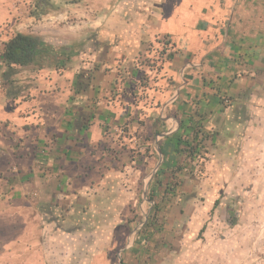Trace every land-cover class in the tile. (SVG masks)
Instances as JSON below:
<instances>
[{"label": "crops", "instance_id": "0c3cea01", "mask_svg": "<svg viewBox=\"0 0 264 264\" xmlns=\"http://www.w3.org/2000/svg\"><path fill=\"white\" fill-rule=\"evenodd\" d=\"M90 2L101 0L75 5L94 14L72 35L66 6L41 21L28 14L49 29L42 36L21 31L23 18L12 20L8 0H0V173H30L25 181L0 182V223L10 231L0 264H227L228 246L229 264L239 263L248 257L243 237L253 231L232 224L221 189L233 187L222 176L240 175L235 190L251 191L247 202L238 200L241 220L242 207L260 205L264 191V0H108L103 12ZM117 17L121 23H114ZM106 27L121 29L122 38H104ZM9 28L65 45L95 31L91 54L72 57L79 63L80 101L71 109L56 102L59 72L53 68L32 71L30 102L7 96L10 76L1 54ZM56 32L64 35L56 38ZM164 40L170 44L163 46ZM120 86L129 98L119 107ZM120 122L137 131L123 139L148 150L152 168L144 185L155 192L158 224L140 238L129 228L118 232L125 219L119 209L130 199L113 192L129 190L146 169L129 157L119 168L99 162L118 144ZM86 172L103 175L82 185Z\"/></svg>", "mask_w": 264, "mask_h": 264}, {"label": "rangeland", "instance_id": "374dc122", "mask_svg": "<svg viewBox=\"0 0 264 264\" xmlns=\"http://www.w3.org/2000/svg\"><path fill=\"white\" fill-rule=\"evenodd\" d=\"M48 1H49L48 5H45L37 9L35 8L36 0H8V8L14 11L13 12L14 14L12 13L10 18L12 20L23 18V23L25 25L23 26V28L20 29L21 31L29 32V33H37V34H41L42 36H44L46 35L44 34L46 33L45 31L49 29H46L38 22H34L33 20L28 19L27 15L32 11H35L36 13H42L43 11L50 12V10L52 11L53 9L58 11L61 8L64 9V7L66 6L65 10L69 16L67 18V22L69 24L68 26L71 27V29L74 28V30H71V29L68 30L69 31L68 35H72L73 33L77 34L80 29L77 27L78 26L77 24L83 21L87 22L88 19L86 18V16H88L89 20H91L90 16H93L94 14V13L92 14L88 12H85V13L79 12V8L77 9L75 5L80 0H48ZM107 1L108 0H101V2H98L97 4H95L94 2H90V3L91 5L94 4L98 6L99 10L97 11H100L101 9V12H103V11H106ZM118 11H120L119 7H118ZM120 15L124 16L123 13L122 14L119 13L118 17ZM41 16L42 15H40L38 18H35V19L41 21ZM99 16L102 17L103 13H101V15ZM118 17L116 18V21L114 23H121V19H119ZM63 23L64 22H62L61 25H63ZM101 23L103 25L107 24V20L106 19L101 20ZM7 25L9 27L10 23H7ZM4 32H6L7 37H9L12 32L14 33L17 31L13 28L11 29L9 28L7 31L5 30ZM4 32L2 31L1 35H4L3 34ZM57 33H59V35H64V33L62 32H56V33H53L52 35H54L56 38L60 37ZM122 33L123 31L121 29L107 30V27H106L103 36L105 35L104 38L105 37H115V38H118L119 40L122 38ZM81 37H82V40L72 41L68 45H65L64 43L62 44V42L60 43L53 42V44L51 45L53 47H57L60 49L63 47L65 51L68 49L69 46H72L73 49H71V51H74L75 53H78L80 51H86V53L90 55L93 50V45L95 43L96 33L91 28H89V31L84 33ZM0 48H1V45H0ZM73 59L74 58L70 59L69 61H65V65L62 68L57 69L59 74L58 76L54 77L55 80L50 78V75H47L48 72H45L44 74L50 80L57 81L55 83L54 92L57 91L56 97H58V101L54 99L53 101L65 103L68 109H71L70 107H72L73 103L80 101L78 100L75 94V87L77 85L76 83L78 80V78L76 77L75 71L77 72L79 70V63L77 64L75 60ZM89 64H91V62ZM44 69L47 70V68H44ZM88 69H91V66H89ZM64 70H66L65 72L66 74L64 75V77H61L63 75ZM32 71H37V68L30 67V68L24 69V68L16 67L11 71L6 70V74H8V76L10 77H8L7 86L4 90L6 91V94L9 98H12V99L15 98L16 101H18L19 98H20V101H26V102L31 101V97H30V94L28 93V89L31 87L32 81L34 79L35 80L37 79L36 76L32 77ZM120 80L122 82L121 84H123V81H125L123 76L120 78ZM30 81L31 83H29ZM142 82H143V79L141 77V79L139 78V80H137V86H140L139 84H142ZM124 89L125 87L123 88V86H120L119 92H118L119 96L115 97L118 100L119 107L120 105L123 106L124 102L128 103V100H125L124 98L126 96L128 99L129 95L127 96L126 93L123 95ZM43 92L45 94H49L48 90H44ZM142 95H143L142 93H138L137 97L141 98ZM59 96L61 97L59 98ZM52 97L53 95L51 96V98ZM51 98L49 99V101L51 100ZM27 107L26 109H29ZM116 113L120 117L125 116L124 115L125 111L122 109L116 110ZM249 113L250 111L248 112V114ZM90 115H91L90 111L84 112V114L82 115L84 123H89V121L91 120ZM84 128L85 130H87L88 126H85ZM136 133L137 131L131 130L129 128V125L124 124V122H120V124H117L115 126V134H119V136H117V139H116L117 140L116 142L118 144H116V147L108 146L107 144L108 146L107 152H110L111 154L108 155L107 159L102 160L101 158L99 160L101 165H107V162L110 161V166H113L114 168H119L122 164H125L127 157H129L131 162L134 161L133 163H135L134 165L135 168H138L140 164L141 167H144L146 169L145 173L141 172L142 174H140V181L136 182L135 184L134 183L131 184V188L129 190H114L115 192H113V196H115L116 198L123 197L126 199L129 196V199H130L129 204H126L124 208L121 206V209H119L120 216L122 215V213L125 216V219L122 221V224H121L122 226L117 229L118 232L120 233L126 232L127 228L131 229V231L134 230L135 233L140 231L142 228V224L148 218L149 212H151L150 209H152L151 208L152 203L150 200H148V197L150 196L149 194L150 187L149 185H146V186L144 185V182H145L144 178L146 177L148 181L150 180V177H151L150 170L152 169L151 166L149 165V161L148 162L146 161L147 160L146 158L148 157V150L143 151V153L140 152L138 148V142H136V140L134 142H131V144L130 143L127 144L126 141H124L125 138L132 137L133 134L136 135ZM51 144L52 143H50V146L52 147ZM53 144L55 143L53 142ZM5 145L6 144H4V146ZM41 146H46V144L45 143L40 144V147ZM147 147L149 146L147 145ZM43 151L44 150H41V152ZM124 151L125 153H123ZM128 152L130 153V156L126 155L128 154ZM144 154H145V157L142 158L141 156ZM90 160L91 158H88V159L86 158L84 161L82 160V165L84 164V162L86 161L89 162ZM261 160L263 161V159ZM88 173L87 172L84 173L85 178L78 177V178H81L80 184L87 185L89 182H97L99 179L98 176L101 177L103 175L99 173V175L97 176L96 174H90V173L88 174ZM15 174L16 173H13L10 171L8 172L3 171L2 173H0V182H11L15 180L18 181L22 177H23V180L25 181L27 180V177L30 176L29 175L30 173H27L26 175L22 174L21 176L19 172L16 175ZM130 175L131 177L133 176V171L132 173H130ZM222 177L225 179V181H228V182H225L226 185L231 184L233 187V188L230 187V189L228 190H226V187L225 189L223 188L221 189V191H223L224 193V194L223 193L221 194V197H225V198L227 197L229 200L228 202L231 205V208H230L231 210L230 212H228L229 213L228 215H231L233 217L234 222L232 224H235L236 226L238 225V227L241 229H248V230L252 229L253 231V235L251 236V238L250 236L245 239L243 237V242H245L246 244L244 249L245 250L248 249L247 250L248 257L243 256L245 257V259L244 260L242 259L243 261L241 260L239 263H236V264H264V200H263L264 191L260 190L258 192L259 195H262L263 193V196H262L263 199H262V202H260V205L251 206L250 203H248L242 207L243 208V218L240 220V216L237 218L238 216L237 211H239L241 208V205L238 204V200L247 202L249 198H252L251 191L250 190H242V191L235 190L234 180L236 177L240 178V175L226 174V175H223ZM244 177L249 178V175H245ZM262 183H264V180L262 181ZM235 186L237 187V184ZM240 192H242L241 198L238 197V195H240ZM99 193H102V191H99ZM123 198H121V200ZM8 232L10 231H7L6 226H4L3 223H0V248H1L2 243L4 244V242L10 241V239L6 237V235L9 237L8 234L10 233ZM1 235L5 236L6 238L2 237ZM230 252H232V250L228 246L227 251H226L227 264H229V262L232 259V255Z\"/></svg>", "mask_w": 264, "mask_h": 264}, {"label": "trees", "instance_id": "16d2710c", "mask_svg": "<svg viewBox=\"0 0 264 264\" xmlns=\"http://www.w3.org/2000/svg\"><path fill=\"white\" fill-rule=\"evenodd\" d=\"M48 4V0H36L35 8L38 9ZM45 13L47 12L43 11L42 13H36L32 11L29 14L33 18H38ZM168 43L170 44V42H165L164 40L162 45L165 46ZM71 49H73L72 46H69L66 51L63 47L61 49L53 47L38 35L12 32L4 43L1 59L8 71L16 67L24 69L30 67L37 69L53 68L57 70L65 65V61H69L70 58L76 55ZM193 151L194 149L192 147L190 152L192 153ZM149 192L150 196L148 200L153 201L155 192L152 189H150ZM157 215L158 209L153 205L145 225L139 231L138 238L143 237L149 229H155V226L158 224Z\"/></svg>", "mask_w": 264, "mask_h": 264}]
</instances>
